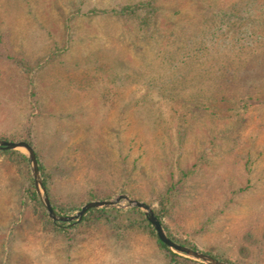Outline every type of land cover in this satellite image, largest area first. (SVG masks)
Segmentation results:
<instances>
[{
  "label": "rangeland",
  "instance_id": "rangeland-1",
  "mask_svg": "<svg viewBox=\"0 0 264 264\" xmlns=\"http://www.w3.org/2000/svg\"><path fill=\"white\" fill-rule=\"evenodd\" d=\"M208 30L214 57L264 53V0H0V140L31 146L66 217L119 195L158 212L168 190L173 239L264 264V75L203 77ZM240 32L259 43L225 44ZM29 178L0 154V264H195L137 212L55 231Z\"/></svg>",
  "mask_w": 264,
  "mask_h": 264
},
{
  "label": "trees",
  "instance_id": "trees-1",
  "mask_svg": "<svg viewBox=\"0 0 264 264\" xmlns=\"http://www.w3.org/2000/svg\"><path fill=\"white\" fill-rule=\"evenodd\" d=\"M263 25V24H262ZM211 31V30H210ZM210 31L208 30L209 34L208 36H206V38H200V39H195L194 44L191 46L192 47V51H194V54L190 55L189 57H198V55L200 54L199 52L201 51V53L203 55H201V57H203V62L201 61V65H205L206 66V71L203 72L202 75H204L203 77H207V78H212L216 83L219 82H227L230 83L232 80H237V79H243V81L245 83L249 82L250 80H255V78L258 76V74H263L264 75V53L262 54H253V56H244L245 54H237V55H233V56H227V55H221V53L218 55V57H214L211 55V53L214 54V49L217 46V44H215V40H212V38H207L210 36ZM206 32V33H208ZM205 35V34H203ZM198 36V35H197ZM201 36V35H199ZM235 40L230 42H225V44H231L232 47H238V46H251L252 43H257L258 40L254 39V40H249V38L253 37V34L250 35L249 37L246 36L245 33H238L237 36H235ZM260 39V38H259ZM264 41V37L263 39H260V41ZM259 43V42H258ZM220 44V43H219ZM260 45V44H258ZM261 46H264L261 45ZM187 45L184 46V48H186ZM210 50L212 52H210ZM197 51V52H196ZM255 53V51L253 52ZM218 54V52H217ZM256 57L257 60L253 62L252 60V64H256L257 63V67L255 68V70H246L245 68V64L247 63V61L252 58L255 59ZM250 92V90L247 89L246 93ZM257 95V94H256ZM261 95V94H258ZM0 154H16L19 155L25 162H28L27 158L25 155L14 151V150H0ZM35 154V153H34ZM36 160H37V166H38V172L42 181V185L46 191L49 203L53 209V211L59 215V216H65L66 213L61 209V208H57L53 205L51 198L49 196V191L47 189V184H46V177H45V172L44 169L42 168L41 164L38 161L37 156L35 155ZM30 179V196L31 199L37 203V205L40 207V209L42 210V219L51 226V228H53L55 231H61L63 228H65L66 226H68L67 223H63V222H56L53 223L48 217L47 214L44 210V208L42 207L37 195L35 194L34 188H33V181L32 178ZM169 202V196H168V190L164 192V194H162V196H160V200H159V205H160V209L162 211H164V207L165 205ZM147 205H149L148 203H146ZM160 210V211H161ZM106 211H111L114 212L117 216V218H120V220L122 218L125 217V215H127L128 213H140L141 216V223L144 225L143 227L145 228V230L147 231V234L155 241V243L157 244V246L164 250L169 257L176 258L179 257L178 253L172 252L171 250H169L165 245H163L156 237L155 231L154 229L151 227V225L147 222V220L145 219L144 215L142 212H140L139 209H132V210H119V209H114V208H99V209H91L89 211H87L81 218L80 222L77 223L76 225H74L72 228L79 226L81 224H83L85 221L89 220V218H94V217H99L102 216ZM155 212L153 211L155 217L157 218V220L159 221L165 235L174 243L190 248L192 250L198 251V249L193 246L192 244H190L189 242L186 241H177L175 239H173V237H171L168 233V229L167 227L164 225L163 223V217L161 212ZM122 221V220H121ZM125 229L126 226L121 227ZM119 229V228H117ZM207 255H209L210 257L214 258L215 260H218L220 262H224L222 259L218 258L215 255H212L211 253H206ZM193 263L195 264H201L200 262H196L193 261Z\"/></svg>",
  "mask_w": 264,
  "mask_h": 264
},
{
  "label": "water",
  "instance_id": "water-1",
  "mask_svg": "<svg viewBox=\"0 0 264 264\" xmlns=\"http://www.w3.org/2000/svg\"><path fill=\"white\" fill-rule=\"evenodd\" d=\"M0 150H20L24 153L28 160V166L30 174L33 180V187L35 194L37 195L42 207L44 208L47 217L53 222H63L69 225H75L80 222L82 216L91 209H101V208H115V209H139L142 211L145 219L154 229L157 239L165 245L169 250L183 255L190 259H193L201 264H228L220 262L210 257L209 255L202 253L200 251H195L190 248L178 245L172 242L164 233L159 221L155 217L151 208L143 202L131 200L124 195H119L108 201H94L89 202L82 206L76 214L73 216H59L57 215L48 200L46 191L42 185V181L38 172L37 160L31 146L23 141L19 142H8L0 140ZM125 202V204H120Z\"/></svg>",
  "mask_w": 264,
  "mask_h": 264
}]
</instances>
